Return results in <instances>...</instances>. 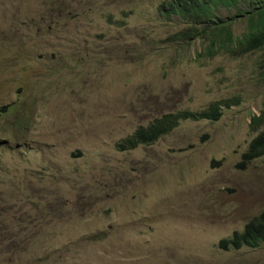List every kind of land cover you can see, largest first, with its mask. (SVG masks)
<instances>
[{
    "label": "rangeland",
    "instance_id": "374dc122",
    "mask_svg": "<svg viewBox=\"0 0 264 264\" xmlns=\"http://www.w3.org/2000/svg\"><path fill=\"white\" fill-rule=\"evenodd\" d=\"M165 1L0 0V264H264V245L219 248L264 210V156L237 168L261 53L167 42L186 25ZM237 95L217 122L118 150L163 114Z\"/></svg>",
    "mask_w": 264,
    "mask_h": 264
},
{
    "label": "trees",
    "instance_id": "16d2710c",
    "mask_svg": "<svg viewBox=\"0 0 264 264\" xmlns=\"http://www.w3.org/2000/svg\"><path fill=\"white\" fill-rule=\"evenodd\" d=\"M225 9L236 10V18L247 20V28L238 35L233 24L221 16ZM162 15L169 19L179 18L186 25L180 32L171 35L170 43L191 42L199 39L201 51L197 54L214 58L221 54L233 58L248 54L261 53L264 63V0H171L162 5ZM262 68L264 83V65ZM240 95L236 99L210 103L203 111H174L156 118L148 126H140L135 133L118 144L120 152L136 150L138 147L151 146L161 138L170 135L183 122H217L222 117L224 107L239 106ZM253 131H261L249 144L241 156L237 168L245 170L253 161L264 156V105L259 115L251 122ZM33 237V236H31ZM264 245V211L244 228L242 233L235 232L231 239L220 241L219 248L224 251L240 250L243 247L258 249Z\"/></svg>",
    "mask_w": 264,
    "mask_h": 264
},
{
    "label": "clouds",
    "instance_id": "9594fccd",
    "mask_svg": "<svg viewBox=\"0 0 264 264\" xmlns=\"http://www.w3.org/2000/svg\"><path fill=\"white\" fill-rule=\"evenodd\" d=\"M169 1H171V0L165 1V2H163V3L161 4V6H160V12H161V9H162V5H163L164 3H166V2H169ZM161 14H162V13H161ZM162 16H163V15H162ZM163 17H164V16H163ZM164 18H165V17H164ZM165 19H167V18H165ZM171 19H173V17L169 18V20H171ZM179 32H180V31H179ZM174 34H175V33H173L172 35H174ZM170 36H171V35H170ZM170 36H169V37H170ZM169 37H167V42H169V40H168ZM198 40H199V39H198ZM169 43H170V42H169ZM217 56H218V55H217ZM215 57H216V56H215ZM205 58H206V57H205ZM263 105H264V103H263ZM263 105H262V109H263ZM231 107H232V106H231ZM231 107H228V108H227V107H224L223 110H222V116H223V112H224V110H225V109H229V108H231ZM262 109H261V111H262ZM261 111H260V112H261ZM259 114H260V113H259ZM259 114H258V115H259ZM255 116H256V115H255ZM252 119H253V118H252ZM251 122H252V121H251ZM255 132H256V131H255ZM260 132H261V131L256 132V133H257V136H258V134H260ZM257 136H256V137H257ZM250 143H251V142H250ZM263 211H264V210H263ZM263 211H262V212H263ZM262 212H261V213H262ZM261 213H260V214H261ZM257 217H258V216H257ZM251 221H252V220H251ZM248 223H249V222H248ZM248 223H247V224H248ZM247 224H246V225H247ZM246 225H245V226H246ZM244 228H245V227H244ZM243 231H244V229H243L242 231H236V232H238V233H242ZM234 233H235V232H234ZM234 233H233V235H234ZM233 235L230 237V239L233 237ZM223 240H224V239H223ZM221 241H222V240H221ZM243 248H244V247H243ZM247 248H249V247H247ZM240 250H241V249H240ZM229 251H230V250H229ZM234 251H239V250H234Z\"/></svg>",
    "mask_w": 264,
    "mask_h": 264
}]
</instances>
